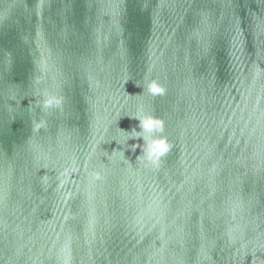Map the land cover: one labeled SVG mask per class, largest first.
Returning <instances> with one entry per match:
<instances>
[{"label":"water","instance_id":"1","mask_svg":"<svg viewBox=\"0 0 264 264\" xmlns=\"http://www.w3.org/2000/svg\"><path fill=\"white\" fill-rule=\"evenodd\" d=\"M0 264H264V0H0Z\"/></svg>","mask_w":264,"mask_h":264},{"label":"clouds","instance_id":"2","mask_svg":"<svg viewBox=\"0 0 264 264\" xmlns=\"http://www.w3.org/2000/svg\"><path fill=\"white\" fill-rule=\"evenodd\" d=\"M145 90L149 95H152L153 97L158 95L162 96L166 91V89L161 84H159L158 81L155 80L146 82ZM52 105H59V100L55 99L54 97L47 99L45 102V107ZM127 117L129 119L138 121L137 127L139 128V131H137V127H133L130 132L120 129L119 127L118 128L121 132L126 134L127 141H142V152L139 156H137V160L144 162L147 165L158 166L161 158L164 157L170 149V144L166 141L165 138H156L157 134L162 133L164 130L163 122L145 113L143 109H140L136 115ZM137 146L141 145H139L138 143L129 145V147L133 150H135ZM118 150L120 149H113L114 152ZM121 155L124 156L125 151H121Z\"/></svg>","mask_w":264,"mask_h":264}]
</instances>
